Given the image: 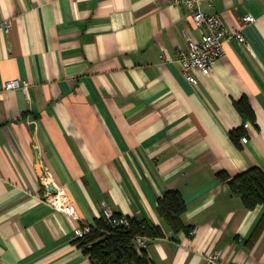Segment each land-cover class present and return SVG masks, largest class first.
Segmentation results:
<instances>
[{"label":"crops","instance_id":"0c3cea01","mask_svg":"<svg viewBox=\"0 0 264 264\" xmlns=\"http://www.w3.org/2000/svg\"><path fill=\"white\" fill-rule=\"evenodd\" d=\"M197 2L228 38L191 83L176 58L200 33L183 0H0V91L30 83L0 98V264H91L75 240L105 208L163 227L146 246L152 264H264V232L247 244L264 204L247 208L218 177L264 170V0ZM244 96L255 122L236 106ZM242 125L240 149L230 131ZM45 169L75 216L45 201ZM169 190L192 234L165 224Z\"/></svg>","mask_w":264,"mask_h":264},{"label":"trees","instance_id":"16d2710c","mask_svg":"<svg viewBox=\"0 0 264 264\" xmlns=\"http://www.w3.org/2000/svg\"><path fill=\"white\" fill-rule=\"evenodd\" d=\"M235 103L244 122L256 121V113L248 97L244 96ZM248 136V130L244 125L230 131L231 140L240 149L244 148L243 138ZM218 177L222 182L230 185L232 191L242 199L247 208L254 209L264 204V170L261 167H251L234 177L226 171H221ZM158 210L165 224L174 232L193 233L195 226L187 224L184 220L187 204L179 190L165 192L158 200ZM115 214V217L123 215L120 212ZM126 217L129 219V224L113 225L103 215L91 225L90 233L75 240L78 246L90 256L91 264H152L147 248H138L135 238L139 235L148 236L149 241L164 238L166 234L163 227L143 217ZM263 232L264 215L247 244L254 245Z\"/></svg>","mask_w":264,"mask_h":264},{"label":"built area","instance_id":"2783aa9c","mask_svg":"<svg viewBox=\"0 0 264 264\" xmlns=\"http://www.w3.org/2000/svg\"><path fill=\"white\" fill-rule=\"evenodd\" d=\"M183 1L193 9V21L196 29H198L200 33V39L192 40L187 50H179L176 60L182 66L185 78L191 83H196L199 79L197 75L192 72L195 71L204 76H209L218 61L224 56V43L228 38V31L219 15L208 14L198 8V0ZM243 21L245 24L253 23L256 21V17L249 14L243 18ZM3 26L7 31L9 30L8 22ZM232 35L240 42H246V38L241 30H233ZM28 85H30L29 82L20 79L7 80L4 84V90L0 91V98L6 90H13L21 86L27 88ZM246 126H249V124L247 123ZM246 139L247 137L243 138L244 141ZM41 178L46 189L44 196L45 201L56 210L62 211L70 216H75L76 209L69 198L66 187L56 182L49 169L44 170ZM104 215L113 225L119 223L129 224V219L126 215L115 217V212L110 208L104 209ZM91 230V225L82 224L78 230V238L90 233ZM148 242L149 237L146 235H139L135 238V244L138 248L146 247ZM216 258L217 256H214L209 259L207 264H220ZM228 264H236V262L231 261Z\"/></svg>","mask_w":264,"mask_h":264},{"label":"water","instance_id":"95a60500","mask_svg":"<svg viewBox=\"0 0 264 264\" xmlns=\"http://www.w3.org/2000/svg\"><path fill=\"white\" fill-rule=\"evenodd\" d=\"M32 127H33V129H34L35 125L33 124Z\"/></svg>","mask_w":264,"mask_h":264}]
</instances>
